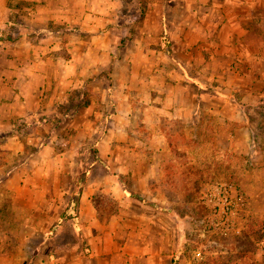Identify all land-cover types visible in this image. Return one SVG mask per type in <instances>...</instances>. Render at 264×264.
<instances>
[{"label":"rangeland","instance_id":"374dc122","mask_svg":"<svg viewBox=\"0 0 264 264\" xmlns=\"http://www.w3.org/2000/svg\"><path fill=\"white\" fill-rule=\"evenodd\" d=\"M181 3L0 0V107L9 117L0 135V264H105L119 253L140 248L159 250L165 255L162 264H264V224L246 216L245 199L237 217L240 234L220 235L206 223L209 190L216 183H228L244 196L251 156L233 151L232 127H220L217 116L200 115L195 126H185L169 119L174 105L164 104L169 99L165 92L176 97L178 87L197 95L207 90L204 100L198 96V107L223 105L229 117L237 115L232 107L236 93L219 101L211 96L210 80L197 87L170 80L172 69L178 68L166 61L173 57L174 45L229 37L213 34L204 19L198 20V31L190 29L188 16L181 17L182 27L173 28L182 14ZM261 37L264 40V33ZM126 55L132 58L128 64ZM72 57L69 72H81L77 83L74 77H59L61 61L56 59ZM147 58V66L140 63ZM25 62L35 81L29 89L40 84L38 108L52 105L59 116L40 109L18 113L24 98L4 79ZM158 67L168 77L160 76ZM230 67L240 69L235 62ZM47 70L55 77L49 79ZM239 83L224 81L228 87L223 89L235 90ZM255 88L264 92V80ZM55 93L63 99L48 103ZM261 103L260 112L249 116L258 127L252 132L254 152L264 148V98ZM116 111L121 124L126 120V137L113 143L105 138ZM83 120L88 125H82ZM14 133L20 145L13 143ZM155 154L164 158V171L154 170L148 178L146 158ZM112 174L124 188L121 201L93 189L104 182L110 185ZM84 187L90 195L82 205ZM197 250L202 258L195 255Z\"/></svg>","mask_w":264,"mask_h":264},{"label":"crops","instance_id":"0c3cea01","mask_svg":"<svg viewBox=\"0 0 264 264\" xmlns=\"http://www.w3.org/2000/svg\"><path fill=\"white\" fill-rule=\"evenodd\" d=\"M182 1H184V3H181L180 6L182 7L178 10L182 14L178 15L177 21L173 22V24L171 25L173 26V28L182 27L181 17L188 16V18H190L189 22L192 23L189 24L190 29L195 30V28L199 26L198 20L201 21L202 19H204L206 20L205 26L207 25L208 27V25H210L209 28L210 30L212 29L213 34H227L229 37L226 41H206L205 43L201 44H190L188 41L174 45V55L172 58H170V55L169 57H166V61L171 64L174 63V65L178 68L172 67V70H175V72H172L173 74H169V78L172 82L188 81L190 84L192 83L196 87L198 86V83L201 84L200 82H202L203 80H205L206 82L210 80L211 82H213V90L211 96L215 99L218 98L219 101L223 99L221 97H228V93H236L235 103H233L232 107L234 106L237 109V115L235 117L232 115L229 117L227 106L223 105H219L220 108H216L213 107V105H210L206 108L201 109L197 106L196 102L198 96L203 100L204 97L209 96L207 90H205L203 94L197 95L196 93L192 94L189 91L186 92V90L182 88L180 89L178 87L176 88L178 89V94L176 97H173L174 95L170 94L172 93L171 91H168L169 95L166 92L164 94L165 98L166 96L169 97L168 101H164V104L169 103L172 105V107L174 105L172 111L169 112V119H174L175 121L178 120L182 125L184 124L185 126L192 127L193 125L195 126L196 123H199L200 115H202V117L203 115H209V117H218V123L220 124V127H225L226 129H228L230 124V127H232L233 130L231 133L232 137L230 139V145H232L233 151L238 153V155L251 156L252 161L251 168L247 171L248 173L246 174L245 193L244 196L242 195L247 204L245 207V214L253 220H258L254 222V224H264V148L258 150V152H254L252 150V146L255 143L254 138L252 137V132H254L253 130H257L258 127L252 119L249 120L250 115L253 116V114L260 112L263 105L261 103V100L262 98H264V92H261L259 88H255V84H258V82L264 80V40H262L261 37V34L264 33V0ZM111 11L112 10H110L109 13ZM163 14L164 12H162L160 16L162 17ZM195 31L198 30L196 29ZM236 37L240 38L241 40L237 41ZM94 38L92 40V43H94L95 41ZM24 43L28 46L26 41ZM176 55L178 56L176 57ZM32 58L35 60L38 59L34 57ZM123 59L125 61V64H128L130 61H132V58L127 57V55L124 56ZM160 59L161 56H157V64L160 63ZM24 60H26V58ZM56 60L61 61L59 63V65L61 66V74L59 75V77L61 79H64L65 81L69 77H74V79L76 78L74 82L77 83L81 81V72L75 71V74H71L69 72L68 66L69 63L73 61L75 62L74 57L70 59L59 58ZM143 61L145 62L144 65L147 66L149 64L148 58L146 60H140V63L142 64ZM45 62L50 64L54 63L53 59H46ZM234 62L239 66L240 69H231L230 65H232V63ZM185 65H190L191 68L187 69ZM29 66V62H25L23 65H20V67L17 68L15 72H12L9 77L6 76L8 77L7 79H4L7 80L8 83H10L11 87H14L15 85L16 88L20 90V94L18 92L16 96L19 95L24 98V106L22 105V107L19 108L18 113L20 115H27L34 112L35 110L40 109V111H45L51 116L55 114L59 116V111L57 109H53L52 105L45 108H38V101L41 96L40 90L38 88L40 84H37L35 90L29 89L30 86L33 85V83L35 84V81L33 82V79L28 76L30 74L29 70L31 68ZM47 71L50 72L48 74L49 79L55 77V75L53 74L55 72H53V70ZM187 71L189 73H187ZM157 73L160 76L166 75L168 77V74L159 67ZM185 74L188 75L189 79ZM13 77H16V80H13ZM48 78H46V80ZM42 79L43 77L41 76L39 81H41ZM46 80H44L43 82L45 83ZM230 80H237L238 82H240L237 89H228L229 91L223 89L224 86L228 87V85L223 84V82H229ZM36 82H38V79H36ZM182 84L183 86H187L185 83ZM232 94L231 96H229L230 98L235 97V95ZM1 97L2 93L0 92V98ZM62 97L63 95L60 94L59 96L57 95V93H55L54 96L51 95L50 101L47 102L52 103L54 101L53 99L59 98L60 100H62ZM230 98H228V101H233V99ZM228 101L225 103H228ZM84 109H82V111ZM4 114L5 111H3V107L1 106L0 133H3V130L8 128L6 125L7 123H5L4 121L9 119V117L3 116ZM77 114H79V112ZM115 114L116 115L112 117V125L110 124L109 126L111 133L106 135L105 138L113 141V143L115 141H122V137H126V133L123 132V130L125 131L126 120L122 121L121 124L120 117L118 116L119 111H116ZM127 114L128 111L127 108H125L124 116H126ZM117 120L120 121L119 124ZM87 123L88 122L85 120L81 122V124L84 126L88 125ZM253 136H255L254 133ZM12 139H16L13 141V143H16V145H20V140L17 136L13 135ZM49 142L52 143V137ZM146 159L148 161V166L150 167L148 178H151L154 175V170L158 172L164 171V169H161L162 161L164 159L162 158L161 154L148 155V158ZM121 171L120 173L122 174L125 173V171L127 173V170H124L122 172ZM117 176H119V174H117ZM116 178L118 177H115L112 174L109 176L108 183L111 182L110 185L104 182V185L96 186V188L93 189H100L106 192L115 201H121L125 196V191L120 184L119 179L117 181ZM93 189L91 188V191H93ZM89 195L90 190H88L87 187H84L82 196L79 199L82 205L87 202L86 200ZM94 211V208L90 209V213H94ZM93 218L95 219L94 216ZM147 237L153 238L154 236ZM164 257L165 255H163L159 250L140 248L137 251L126 250L122 253H119L118 256H116L115 261L111 260L109 263L105 262V264H138L139 261L141 262V264H162V258Z\"/></svg>","mask_w":264,"mask_h":264},{"label":"built area","instance_id":"2783aa9c","mask_svg":"<svg viewBox=\"0 0 264 264\" xmlns=\"http://www.w3.org/2000/svg\"><path fill=\"white\" fill-rule=\"evenodd\" d=\"M209 201L211 207L206 223L220 235L240 234L241 226L237 217L244 204L241 193L228 183L218 182L209 190ZM262 247L264 248V244ZM195 255L202 258L201 250H197Z\"/></svg>","mask_w":264,"mask_h":264},{"label":"trees","instance_id":"16d2710c","mask_svg":"<svg viewBox=\"0 0 264 264\" xmlns=\"http://www.w3.org/2000/svg\"><path fill=\"white\" fill-rule=\"evenodd\" d=\"M176 121L180 123V121H178V120H176ZM16 129H17V128H14V126H13L12 130H13L14 132L17 131ZM0 135H3V133H0ZM15 135H16V134L14 133V136H15ZM12 136H13V135H12ZM162 162H163V161H162ZM76 203H77V201H76ZM69 204L72 205L73 202H70ZM66 209H67V208H66ZM68 209H69V208H68ZM66 214H67V211L64 210V212L61 214L60 218H61V219L65 218V217H66ZM246 226H247V225H246Z\"/></svg>","mask_w":264,"mask_h":264}]
</instances>
